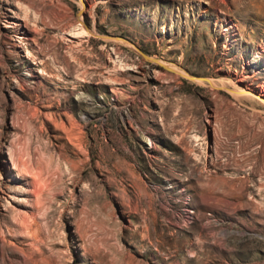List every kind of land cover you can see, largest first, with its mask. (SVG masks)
<instances>
[{
  "label": "rangeland",
  "instance_id": "obj_1",
  "mask_svg": "<svg viewBox=\"0 0 264 264\" xmlns=\"http://www.w3.org/2000/svg\"><path fill=\"white\" fill-rule=\"evenodd\" d=\"M0 264H264V0H0Z\"/></svg>",
  "mask_w": 264,
  "mask_h": 264
},
{
  "label": "bare ground",
  "instance_id": "obj_2",
  "mask_svg": "<svg viewBox=\"0 0 264 264\" xmlns=\"http://www.w3.org/2000/svg\"><path fill=\"white\" fill-rule=\"evenodd\" d=\"M82 5H83V2H82ZM80 14H81V11H80ZM92 32H94V31H92ZM145 57H148V56H145ZM149 58V57H148ZM150 59V58H149ZM181 73H183V74H185V75H187V76H191V75H189V74H187V73H184V71H181ZM194 77V76H193ZM196 79V78H195ZM199 80V79H198ZM210 83H211V80L209 79L208 80ZM242 91H245V90H242ZM242 91H235V92H242ZM246 92V91H245Z\"/></svg>",
  "mask_w": 264,
  "mask_h": 264
}]
</instances>
